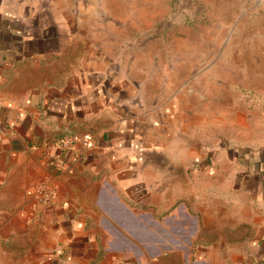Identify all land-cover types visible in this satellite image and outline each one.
<instances>
[{"label":"crops","instance_id":"1","mask_svg":"<svg viewBox=\"0 0 264 264\" xmlns=\"http://www.w3.org/2000/svg\"><path fill=\"white\" fill-rule=\"evenodd\" d=\"M100 3L0 0V264H264V96L154 74Z\"/></svg>","mask_w":264,"mask_h":264},{"label":"rangeland","instance_id":"2","mask_svg":"<svg viewBox=\"0 0 264 264\" xmlns=\"http://www.w3.org/2000/svg\"><path fill=\"white\" fill-rule=\"evenodd\" d=\"M100 1L106 44L121 35L140 62L153 61L154 74L186 79L187 89L206 77L202 88L222 110L264 96V0Z\"/></svg>","mask_w":264,"mask_h":264},{"label":"built area","instance_id":"3","mask_svg":"<svg viewBox=\"0 0 264 264\" xmlns=\"http://www.w3.org/2000/svg\"><path fill=\"white\" fill-rule=\"evenodd\" d=\"M36 195L39 197V201L41 203L48 205L54 201L56 191L51 185L47 183H40L36 186Z\"/></svg>","mask_w":264,"mask_h":264}]
</instances>
